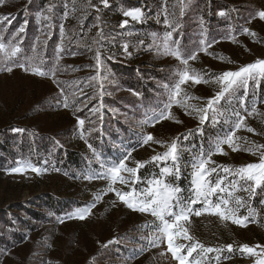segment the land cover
I'll return each mask as SVG.
<instances>
[{
    "label": "rangeland",
    "instance_id": "obj_1",
    "mask_svg": "<svg viewBox=\"0 0 264 264\" xmlns=\"http://www.w3.org/2000/svg\"><path fill=\"white\" fill-rule=\"evenodd\" d=\"M124 1L128 7L120 0H107V7L102 0H45L44 4L3 0L0 4V42L11 45L16 39L20 32L15 33V21L21 26L32 22L38 33L35 45L54 44V53L60 54L50 67L42 60L36 66L25 63L47 73L41 76L13 66L20 62L10 58L11 47L0 52V264H176L164 240L158 247L151 244L159 226L155 217L121 203L107 190L109 181L84 178L103 172L102 163L118 162L131 151L126 166L142 164L141 182L134 187L145 189L165 166L152 157L167 150L153 142L142 144L148 134L165 146L178 141L180 177L188 181L185 193L180 187L185 200L191 194L194 158L232 130L234 111L245 116L246 127L235 131L239 149L223 145L224 154H214L215 163L209 166L235 169L259 163L264 151L257 147L264 145V78L258 86L249 82L246 107L257 109L251 116L240 104L245 98L241 87L222 98L220 122H207L201 132L195 114H185V108L176 104L170 110L171 119L153 125L150 117L165 110L177 70L184 67L165 53L166 38L169 47L178 46L186 57L197 53L196 60H189V68L209 82L193 85L189 81L182 86L181 97H192L188 105L203 107L219 91L212 82L217 75L264 59V21L257 16L264 11V0ZM131 9L141 10L139 21L123 15ZM124 20L128 23L122 28ZM7 27L13 29L4 39ZM76 29L83 34L79 50L72 49ZM208 43L211 47L199 51ZM6 63L13 66L11 73L4 70ZM78 119L84 120L83 126ZM145 120L149 123H142ZM97 138L101 140L93 144ZM72 153L83 159L80 168L68 167ZM25 162L42 169L41 173L11 171ZM147 165L152 172L144 179L141 172ZM167 166H172L170 160ZM155 167L158 171H153ZM218 173L225 175L219 169ZM122 175L128 178L126 172ZM216 175L212 173L213 180ZM167 179L177 185L174 175ZM232 179L228 175L225 185ZM113 187L125 192L132 186L117 182ZM257 192L251 199L246 192L234 193L255 214L250 221L256 222L247 227L207 213L182 222L206 248L222 249L194 253L199 264H255L260 258L239 251L245 244L264 246V190ZM93 203L86 219L70 218ZM239 215H248L247 207ZM176 243L190 242L178 238ZM229 244L231 253L226 248Z\"/></svg>",
    "mask_w": 264,
    "mask_h": 264
},
{
    "label": "snow or ice",
    "instance_id": "obj_2",
    "mask_svg": "<svg viewBox=\"0 0 264 264\" xmlns=\"http://www.w3.org/2000/svg\"><path fill=\"white\" fill-rule=\"evenodd\" d=\"M104 6L107 7V0H102ZM3 0H0V4ZM51 9H49L50 11ZM123 15L130 18L133 21H139L143 13L140 9H131L125 11ZM260 20L264 21V11L257 13ZM47 19V17H45ZM128 20L121 22V27H126ZM24 31L21 27L18 32ZM245 32L248 30L245 29ZM252 35H255L252 33ZM171 36V33L168 34ZM175 43V42H174ZM11 47L10 58L15 57L20 52L18 46L5 45L0 42V52H6ZM207 47H211V43L206 44L204 48L199 51H206ZM126 50V49H125ZM164 51L166 54L171 55L177 61H179L184 67L178 69L174 86L171 88V94L168 98V102L165 105V110L161 111L158 115L153 114L150 117V121L154 125L163 119H171V108L173 104L179 105L185 108V114L193 115L198 120L200 128L198 132L202 131L203 125L207 122L219 123L220 117L224 114L219 111L218 105L222 98L226 94L233 93L239 88H244L245 98L241 99L240 104L244 106V111L249 116L253 115L257 109L253 107L250 111L246 107V97L249 88V82L255 81L257 86L259 79L264 78V59H258L254 63L240 67L236 71H224L217 75L212 81L219 85V91L214 94L212 98L207 99L206 104L203 107L188 105L187 99L192 97H181L183 92V85H186L191 81V84L198 85L200 83H208L201 74L190 70L189 60H196L197 53L193 52L187 57L181 52L179 47H169L167 45V38L165 40ZM97 68L100 67V55H96ZM13 66L23 68L24 71L33 75H47V73L41 71L38 67L26 66L25 64H17L13 62ZM13 66H9L7 63L4 70L11 73ZM55 71L53 70V75ZM95 79V78H94ZM83 90L81 89V92ZM135 94V93H134ZM65 103V107H67ZM95 111V109H91ZM232 116L235 117L234 127L231 131H226L224 134L217 138L212 145H210L207 152L201 151L200 155L194 158L192 162V174H191V194L185 200L181 197L182 189L178 185H174L168 181V177L175 176L178 180L180 178L179 168V144L177 140H173L170 145L165 146L161 141H156L151 134L143 137L142 144H148L149 142L160 144L162 147H166V151L159 153L152 157L153 162L163 163L159 176H154L149 182L147 187L143 190H138L134 186L140 183L139 169L142 167L140 162H136V167H127L125 161L131 157V151H128L127 155L123 156L118 162L110 164H101L103 172L97 173L91 176H85L87 180L104 179L109 181L107 190L113 192L118 200L125 206L133 211H139L141 213L151 214L159 221V226L156 229L154 238L151 239L153 246H159V241L164 240L166 242V251L171 253V258L176 264H199V261L193 256L194 253L200 255L202 253H211L213 251H221L222 249L206 248L198 240H195L193 236L189 234L188 228L185 223L189 222L191 216L200 217L205 213L218 216L221 221L230 220L231 223L239 225L240 227H247L249 222H256L254 219L250 221V217L255 214L247 201L239 196H234L235 192L243 191L249 194V199L254 198L258 192L257 189L264 190V151L260 152L259 163H250L239 168H228L225 166L217 165L216 167H210L214 164L212 156L214 154H224L223 145H227L233 151L239 149V145L235 143V140L240 139L235 136V131L246 127L245 116L239 111H234ZM179 122V121H177ZM142 123H149V120L142 121ZM78 124L83 126L84 120L78 119ZM16 131H21L17 129ZM248 132H254V129L247 127ZM191 134V130L189 132ZM187 135L184 136L186 140ZM259 149H264V145L257 146ZM246 151H252V149H245ZM171 161L172 166H167V162ZM218 169L225 173L224 176H220ZM30 170L36 174H40L42 169L33 166L31 163H23L21 167L12 169L13 173L23 174L24 171ZM127 173L128 178L122 175ZM212 173H217L216 178L212 179ZM228 175L233 177L232 180L225 185V180ZM130 178V179H129ZM243 181L244 183H239ZM122 183L125 185H131L129 191L121 192L117 191L113 185L115 183ZM226 194V195H225ZM213 197L216 199L213 200ZM99 199V197H97ZM196 204H201L199 208L194 207ZM261 204H264V200H261ZM95 207V203L90 206H86L83 209L77 210L72 217L78 219H86L92 212V208ZM247 207L248 215H239L240 209ZM63 222V221H61ZM178 238H182L184 241L190 243H176ZM109 243H112L110 241ZM106 246V245H105ZM229 253L233 252V245L226 246ZM259 249V251H257ZM239 251L250 256L260 257L255 261V264H264V246L255 245L249 247L248 245H241ZM161 255H165L164 252Z\"/></svg>",
    "mask_w": 264,
    "mask_h": 264
},
{
    "label": "trees",
    "instance_id": "obj_3",
    "mask_svg": "<svg viewBox=\"0 0 264 264\" xmlns=\"http://www.w3.org/2000/svg\"><path fill=\"white\" fill-rule=\"evenodd\" d=\"M33 1H37L38 4L45 3V0H33ZM110 1L111 0H109V2ZM120 1L124 7H128L126 5L128 4L126 1L124 0H120ZM14 24H15V33H17L18 29H20L21 27L24 28V31L16 34V39H14V41L13 40L10 41L11 46H18L20 48V52L17 53L15 56L18 59V61L22 64H25L26 62H31L36 66L38 62L42 60L46 65H49L50 67L52 61H55L56 57L60 55L59 53H54L55 45L47 43L46 46L44 47H37L35 45V39L38 33L35 25L32 22H27L24 26H21V22H17V21H15ZM2 27H5V25H2ZM12 29L13 28L11 27H7L4 30L5 31L4 39L8 37L9 32H12ZM82 37L83 34L81 33V31H78V29H76V31L72 33V40H74L72 43L73 50L80 49L79 46L82 45L84 42ZM24 57H26V59H24ZM99 140L101 139L100 138L95 139L93 144H98ZM68 162L70 163V166L68 167L73 166L75 168H80L81 164H83V159L78 158V155L76 153H72L68 159ZM148 168L149 166L147 165L145 168H143L141 172L142 177H144V179H147L150 176V173L152 172V169H148ZM154 169L155 170L153 171H158L157 167H155ZM173 180L174 179H170L169 182H172ZM187 184H188L187 177L182 176L177 180V185L179 187H182L184 193Z\"/></svg>",
    "mask_w": 264,
    "mask_h": 264
}]
</instances>
